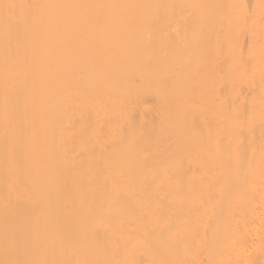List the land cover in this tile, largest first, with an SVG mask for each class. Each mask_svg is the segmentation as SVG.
<instances>
[{
	"label": "bare ground",
	"instance_id": "6f19581e",
	"mask_svg": "<svg viewBox=\"0 0 264 264\" xmlns=\"http://www.w3.org/2000/svg\"><path fill=\"white\" fill-rule=\"evenodd\" d=\"M260 4L0 0V261L264 264Z\"/></svg>",
	"mask_w": 264,
	"mask_h": 264
},
{
	"label": "snow or ice",
	"instance_id": "6c2138e0",
	"mask_svg": "<svg viewBox=\"0 0 264 264\" xmlns=\"http://www.w3.org/2000/svg\"><path fill=\"white\" fill-rule=\"evenodd\" d=\"M42 7H47L43 5H24V4H5L4 8L6 10L5 12V22L10 24L15 16L17 10H20V12L25 15L27 19H29L32 22L39 23L40 22V17L38 13H32V12H25L24 10L26 9H39ZM261 8V25L262 28H264V0H261L260 4ZM10 10V11H9ZM255 58V53H250V60ZM259 58L262 62H264V45L261 46V50L259 53ZM0 264H49L47 261H21V260H16V261H0ZM82 264H98V262H89V261H84ZM161 264H164V262H161Z\"/></svg>",
	"mask_w": 264,
	"mask_h": 264
}]
</instances>
